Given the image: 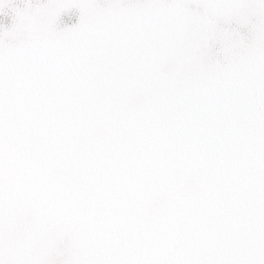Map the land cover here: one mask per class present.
Returning a JSON list of instances; mask_svg holds the SVG:
<instances>
[{"label": "snow or ice", "instance_id": "obj_1", "mask_svg": "<svg viewBox=\"0 0 264 264\" xmlns=\"http://www.w3.org/2000/svg\"><path fill=\"white\" fill-rule=\"evenodd\" d=\"M234 15L264 0H0V264H49L58 229L72 264H264V24L194 63Z\"/></svg>", "mask_w": 264, "mask_h": 264}, {"label": "water", "instance_id": "obj_2", "mask_svg": "<svg viewBox=\"0 0 264 264\" xmlns=\"http://www.w3.org/2000/svg\"><path fill=\"white\" fill-rule=\"evenodd\" d=\"M201 9L190 10V15L199 16ZM41 23L46 31L56 36L54 46L61 48L65 45L63 36L71 30L67 29L57 19L51 21L41 15ZM264 21L254 16L217 18L211 34L195 45L194 63L204 71L215 72L222 69L237 57L247 53L256 43V36ZM31 37L30 29L19 26L12 33L7 34L10 43H23ZM176 61L169 60L162 66V73L167 74L175 70ZM76 234L71 230L58 229L52 241L48 261L49 264H72L75 256Z\"/></svg>", "mask_w": 264, "mask_h": 264}]
</instances>
